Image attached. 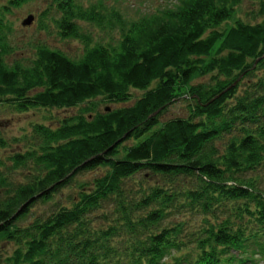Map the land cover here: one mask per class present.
I'll use <instances>...</instances> for the list:
<instances>
[{"label":"trees","instance_id":"obj_1","mask_svg":"<svg viewBox=\"0 0 264 264\" xmlns=\"http://www.w3.org/2000/svg\"><path fill=\"white\" fill-rule=\"evenodd\" d=\"M237 2L116 18V45L78 59L39 45L28 64L5 61L0 16V106L86 104L57 126L31 124L0 161V264H264V4L244 22ZM61 9L63 37L79 35L76 17L105 18L71 0ZM181 97L187 114L161 121ZM95 98L123 106L97 111ZM63 187L76 191L63 200ZM38 202L52 207L32 211Z\"/></svg>","mask_w":264,"mask_h":264},{"label":"rangeland","instance_id":"obj_2","mask_svg":"<svg viewBox=\"0 0 264 264\" xmlns=\"http://www.w3.org/2000/svg\"><path fill=\"white\" fill-rule=\"evenodd\" d=\"M74 4L81 6L82 9L95 6L97 12L105 16L104 21L96 23L88 20H82L76 17L73 21L76 23L79 35L77 37H63L59 33L58 22L64 15L61 6L67 3V0H25L12 4L11 0H0V16L7 26V37L12 48L11 54L5 56L8 64L14 61H21L28 64L35 56L39 45L47 46L51 49H57L66 54L71 59H78L82 56L86 48L94 44L116 45L121 38V26L117 19L128 22L137 20L143 15L158 12L161 9L172 6L178 0H71ZM99 4V5H98ZM264 0H238L235 4V17L244 22H254L261 19L258 13L261 11ZM29 15L34 17L32 23L28 26L22 25V21ZM198 81H211L210 76L200 78ZM132 95L138 96L140 91L131 90ZM133 97V98H134ZM134 99L131 100V103ZM186 97L176 99L164 111L159 119L161 121L168 118L187 114ZM93 106L97 111L111 109L117 104L103 103L101 98H95L87 103ZM86 104H81L69 109H31L26 112H14L0 106V161L7 166L10 162L7 158L15 151H18L22 135L30 134L31 124L44 123L48 126H57L65 119L79 115ZM3 144V146L1 145ZM130 140L125 141L129 144ZM95 171H86L79 173L76 181L89 179ZM23 175V174H22ZM13 177L18 179L19 174ZM264 181V173H262ZM74 186V183H72ZM75 188L63 187L58 194L60 199L71 192L74 194ZM51 204L36 203L32 206V211L37 213H46L51 209ZM10 251V247H3V251Z\"/></svg>","mask_w":264,"mask_h":264},{"label":"water","instance_id":"obj_3","mask_svg":"<svg viewBox=\"0 0 264 264\" xmlns=\"http://www.w3.org/2000/svg\"><path fill=\"white\" fill-rule=\"evenodd\" d=\"M34 17L32 15L27 16L23 21H22V25L24 26H28L32 23ZM155 113H153L152 115H154Z\"/></svg>","mask_w":264,"mask_h":264},{"label":"flooded vegetation","instance_id":"obj_4","mask_svg":"<svg viewBox=\"0 0 264 264\" xmlns=\"http://www.w3.org/2000/svg\"><path fill=\"white\" fill-rule=\"evenodd\" d=\"M99 5V4H98Z\"/></svg>","mask_w":264,"mask_h":264}]
</instances>
